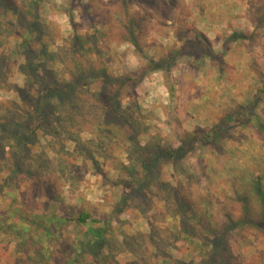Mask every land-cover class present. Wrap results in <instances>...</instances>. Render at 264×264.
<instances>
[{"label":"rangeland","instance_id":"rangeland-1","mask_svg":"<svg viewBox=\"0 0 264 264\" xmlns=\"http://www.w3.org/2000/svg\"><path fill=\"white\" fill-rule=\"evenodd\" d=\"M56 1L46 0L48 4H41L39 8L42 41L47 50L52 51L54 60L63 57L64 48L69 47L65 45L66 40L94 34L97 41L92 50L101 54L99 58L108 75L120 79L126 74L137 76L147 60L159 61L182 45V41H178L182 36L177 37L176 28L161 27L159 21L162 20H157L160 9L145 3L149 0L144 4L127 0L128 9L119 0ZM194 1L189 0L191 15L199 10ZM198 1L203 3L200 8H207L212 16L205 22L213 23L210 28L219 33L221 44L213 48L209 45L216 57L210 59L202 55L197 59L183 55L170 61L168 71L156 69L146 73L134 89L141 113L138 121L145 131L139 141L149 147L176 148L186 133L197 129L209 132L231 112L235 114L233 119L221 125L218 137L195 142L181 158L162 166L160 179L171 186L164 194L155 197L132 191L128 193V207L114 214L119 195L129 191L123 184L114 185L116 180L129 179V170L122 174L118 166L129 167L136 158L124 136L118 133L108 140L97 134L100 129L95 126L86 128L76 143L59 141L57 154L51 151V143L41 139L42 153L58 180L55 189L44 187L43 208L59 205L65 211H73L84 206L94 217L111 215L113 225H119L126 233H148L146 217H151V238L139 239L147 247L158 245V249L168 252L170 258L181 260V264H194L192 261H199L203 253L177 237L180 235L176 230L178 222L164 205L166 201L171 203L167 196L176 197L186 206L183 216L189 225L193 223L191 211L198 213L202 228L198 227L196 233L201 242L211 239L210 231L222 233L214 244V259L201 260L204 264H213L214 260L218 264H264L263 230L251 224L230 227L245 218L264 219V202L255 193L257 185L264 191V134L258 128L264 123V0H215L213 4ZM8 2L14 6L18 5L16 2H22L23 7L27 5L26 0ZM131 18L133 22L127 25ZM7 19L6 15H0V69H9V83L23 92L28 91L22 86L24 77L20 65L24 58L18 46L21 40L7 29L4 22ZM136 21L140 34L134 28ZM127 26L134 32L136 46L130 42L134 37L129 35ZM239 34L243 36L238 37ZM204 35L206 37V33ZM209 37L212 38L210 34L208 41L212 43ZM27 43L35 45L31 41ZM91 57L97 60L93 53ZM50 67L62 70L58 64ZM130 88L126 83L120 97L128 96ZM106 94L102 92V97L106 98ZM191 96L196 105L189 102ZM14 98L10 89L0 87V101ZM126 101L125 98L123 106ZM251 103L255 105L250 106L248 113L246 109ZM58 127L61 126L58 124ZM60 132H63L61 128ZM64 154L71 158L66 166L59 162ZM60 194L62 198L55 205L52 200ZM32 198L37 200L36 194ZM138 207L143 209L142 214H138ZM163 207L164 213H161ZM167 215L171 221L162 223ZM183 229L189 232L192 228ZM70 231L73 232L74 227L71 226ZM128 258L125 254L118 257L120 261Z\"/></svg>","mask_w":264,"mask_h":264},{"label":"trees","instance_id":"trees-1","mask_svg":"<svg viewBox=\"0 0 264 264\" xmlns=\"http://www.w3.org/2000/svg\"><path fill=\"white\" fill-rule=\"evenodd\" d=\"M8 1L0 0V15H6L8 19L4 22L7 29L21 40L18 46L24 58L20 65L24 77L22 86L28 91L23 92L9 83V69H0V87L10 89L15 96L14 99L0 101V264H181V260L170 258L168 252L158 249V245L147 247V244L139 239L151 238V217H146L149 224L148 233H126L119 225H113L111 215L94 217L84 206L74 208L73 211L61 209L56 204L61 200V194L52 200L57 206L50 209V205H47L43 208L41 199L46 197L43 194L44 187L55 189L58 180L48 159L42 153L43 145H40V140L51 143V151L57 154L59 141L62 143V140H71L76 143L79 134L86 128L95 126L94 128L100 129L97 134L108 140L118 133L124 136L125 143L130 144L136 158L129 167L123 164L118 166L122 174L126 173V169L129 170V179L116 180L114 185L123 184L129 191L119 195L112 214L121 213L128 207V193L132 191L137 194H153L155 197H158L159 193L164 194L170 185L160 179L162 166L181 158L195 142H203L211 136L213 139L218 137L221 125L235 116L232 112L224 115L209 132L197 129L186 133L176 148L149 147L139 141L145 131L141 130L138 121L141 113L134 89L146 73L156 69L168 71L170 61L183 55H192L197 59L202 55L210 59L216 57L211 53L205 38L195 32L191 23L185 21V16H182L186 10L185 5L180 0H149L148 3L146 0H137L139 4L145 2L149 6H156L164 17H172L169 28H176L177 37L182 36V45L178 50L162 57L163 61L147 60V63L141 65L137 76L126 74L116 79L106 72L99 58L101 54L96 49L92 50V45L97 41L94 34L64 40L65 45L69 47L64 48L62 58L54 60L52 51H48L42 41L43 26L39 19L41 0H26L25 7L20 6L22 2H16L18 5L14 6ZM119 2L128 9L127 0ZM179 7L182 9L174 14ZM128 20L127 25L133 22L132 18ZM136 22L134 28L137 29V34H140L139 22ZM127 30L129 35L134 37L133 30L129 27ZM242 36L239 34L238 37ZM130 39L136 46V37ZM27 41L35 45L31 46ZM92 53L96 55V61L99 63L92 59ZM57 64L62 70L50 67ZM126 83L131 85V91L128 96L122 98L120 90ZM102 92L107 93L106 98L102 97ZM125 98L127 101L123 106ZM253 105L255 103L249 104L246 112L249 113L250 106ZM58 124L63 132H60ZM258 128L264 134V123H260ZM60 157L62 166L71 161L66 154ZM89 160L95 167L92 158ZM255 181L259 182L258 179ZM255 193L264 202V191L259 185ZM33 194H36L37 200L32 198ZM166 199L171 203L169 205L166 201L164 205L173 212V219L178 222L176 230L180 235L176 236L203 253L199 261H190L194 264H204L201 260L214 259V244L222 233L210 231L211 239L201 242L199 234L196 233L202 228L198 213L191 211L190 218L193 223L189 225L183 216V207L186 206H182V200L170 196ZM137 211L138 214L144 212L141 207H138ZM161 213H164V207ZM167 221H171L169 215L161 222ZM246 224L264 232L263 218L259 221L241 219L230 227ZM71 226L74 227L73 232L70 231ZM189 226L192 228L189 232L183 229ZM164 230L166 231V228ZM121 254L127 255L128 260L120 261L118 257ZM213 264L218 263L214 260Z\"/></svg>","mask_w":264,"mask_h":264},{"label":"crops","instance_id":"crops-1","mask_svg":"<svg viewBox=\"0 0 264 264\" xmlns=\"http://www.w3.org/2000/svg\"><path fill=\"white\" fill-rule=\"evenodd\" d=\"M180 1H181L182 4L185 5V8H186V10L184 11V13L182 15V16H185V21L189 22V20H193L194 22H190V23L193 26V28H195V31H197L198 33H200V35H202L205 38V40L207 41V43L209 45H212V48L213 47H216V46H219L221 44L220 40H218L219 33L218 32H215L212 28H210V26H212L213 23H206L205 22V21L209 22L210 19H212V16L210 15V13H209V11H208L207 8H205V9H201L200 8L201 7V4H203V3L201 1H198V0L194 1L195 6H197V8L200 11H202V12H200L199 10H197L194 13L192 11L193 13L191 15V12L188 11V10H190L189 0H180ZM206 1H207L208 4L210 2L213 4L215 0H205V2ZM50 2L55 3L57 1L56 0H50ZM41 4L47 5L48 2H46V0H41L40 5ZM181 9H182V7H179V8H177L176 12H173V13L174 14H177ZM158 17L159 18L157 20H162V21H159L161 23V27H163V28L168 27L169 28V25L171 23V18L172 17H164L161 13H160V15ZM182 27H184V26H182ZM158 31L160 32L161 30H158ZM204 33H206V37H205ZM209 34L212 36V38L209 37L210 40L213 39L212 43H211V41H208ZM178 41H181V39L179 38ZM192 99H194V96H191V99L189 100V102L195 103V100H192ZM196 103H195V105H196ZM200 117H203V116H200ZM203 124L205 125L207 123L203 122Z\"/></svg>","mask_w":264,"mask_h":264}]
</instances>
